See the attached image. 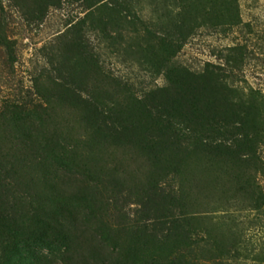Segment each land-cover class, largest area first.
Masks as SVG:
<instances>
[{"label":"trees","instance_id":"trees-1","mask_svg":"<svg viewBox=\"0 0 264 264\" xmlns=\"http://www.w3.org/2000/svg\"><path fill=\"white\" fill-rule=\"evenodd\" d=\"M3 1L0 44L7 49ZM6 1L35 21L61 2ZM77 1L84 13L70 21L62 35L51 60L58 82L45 93H54L61 108L74 110L98 143L126 147L139 158L145 171L130 194L136 196L142 217L134 227L112 228L107 217L110 203L99 186L77 179L50 211L43 210L30 222L18 219L6 203L12 192L10 178L21 171L18 163L27 159L28 151L40 159L47 152L54 156L48 149L61 146L46 134L51 106L6 104L7 116L0 119H7V124L1 126L12 132L10 142H17L9 155L0 150V264H200L183 252L200 241L199 228L184 210L179 187L166 188L164 182L169 176L179 178L194 155L237 168L250 163L262 167L256 155L259 121L254 98L239 93L219 65L206 63L195 72L172 64L184 39L182 32L158 36L147 26L136 28L141 19L132 9L133 0ZM177 28L182 31L184 25ZM86 31H98L110 42L122 39L123 31L133 33L142 41L141 45L136 40L137 54L153 70L162 71L165 84L135 90L104 67ZM257 198L264 196L259 192Z\"/></svg>","mask_w":264,"mask_h":264},{"label":"rangeland","instance_id":"rangeland-1","mask_svg":"<svg viewBox=\"0 0 264 264\" xmlns=\"http://www.w3.org/2000/svg\"><path fill=\"white\" fill-rule=\"evenodd\" d=\"M3 4V32L10 44L7 49L0 44V115L7 116L4 107L10 103L51 106L46 134L63 147H54L56 152L47 148L54 156L47 152L40 159L28 151L27 159L18 163L20 173L10 178L7 206L18 219L30 222L34 215H42L60 202L75 180L86 179L96 183L110 203V226L134 227L142 212L130 192L145 171L141 161L126 147L98 143L74 110L61 108L54 93L48 96L53 82H58L51 60L69 22L83 15V6L77 0H61L35 21L27 20L8 1ZM132 9L141 19L136 28L147 26L158 36L168 33L176 37L182 32L184 39L172 64L195 72L206 63L219 65L239 93L254 98L259 121L256 155L263 167L264 0H133ZM179 25H184L182 31ZM86 38L104 67L128 80L135 90L165 84L162 71L153 70L142 54H137L136 40L141 45L142 41L133 33L123 31L122 39L110 42L98 31H86ZM0 120V150L9 155L17 140L10 142L12 132L9 135L1 126L7 119ZM21 149L20 145L19 153ZM262 167L250 163L237 168L194 155L185 162L179 178L165 180L164 187H179L184 210L199 228L200 241L183 251L191 260L200 264H264V199L257 198L259 192L264 196ZM122 242L121 237L119 244Z\"/></svg>","mask_w":264,"mask_h":264}]
</instances>
